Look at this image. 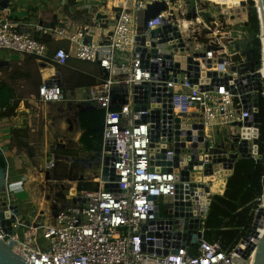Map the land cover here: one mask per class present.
<instances>
[{
  "label": "built area",
  "instance_id": "2783aa9c",
  "mask_svg": "<svg viewBox=\"0 0 264 264\" xmlns=\"http://www.w3.org/2000/svg\"><path fill=\"white\" fill-rule=\"evenodd\" d=\"M207 3L106 0L99 12L105 19L92 18L102 31L95 43L88 41L82 27L73 33L35 25L39 37H34L21 32L11 19L10 4L0 8V52L30 56L43 65L42 70L49 65L65 67L71 58L97 65L101 73L89 89V100L104 113L97 189H74L73 196H65L66 203L58 204L50 221L24 222L17 214L9 232L0 226V239L13 254L29 264H241L256 250L264 237V221L253 223L264 208L260 204L252 212L250 229L227 249L219 240L204 238L211 200L205 216H192L198 219L196 224L184 226V219L174 216L179 184L205 186L209 192L201 190L198 195L206 200L215 195L210 189L216 174L224 180L232 174L235 160L228 161L229 155L255 162L254 151L260 155L261 63L245 70L246 58L227 50L228 26L223 31L219 21L206 25L193 19ZM156 5L164 9L147 18L148 8ZM105 23L107 29H102ZM158 29L159 34H150ZM43 36L66 41L67 49L50 54L40 41ZM37 98L44 105L65 101L61 85L54 83L41 84ZM19 108L23 110V105ZM222 130L227 133L224 138ZM154 131L156 141L151 139ZM213 150L220 153L210 154ZM153 154L165 158L152 159ZM48 155L45 165L51 169L54 151ZM214 159L227 161L218 167L212 164ZM209 164L212 174L206 175ZM105 169L117 179L104 181ZM184 172L188 182H180ZM205 177L212 178L206 182ZM4 192L0 211L9 212L12 203ZM202 207L199 198L195 212ZM193 233L195 243L189 246Z\"/></svg>",
  "mask_w": 264,
  "mask_h": 264
},
{
  "label": "rangeland",
  "instance_id": "374dc122",
  "mask_svg": "<svg viewBox=\"0 0 264 264\" xmlns=\"http://www.w3.org/2000/svg\"><path fill=\"white\" fill-rule=\"evenodd\" d=\"M237 1H240V4L244 2L245 6L242 7L240 4L237 6ZM246 1L213 0L212 3L202 5L193 19L199 18L201 23L206 25L209 21H219L224 26L223 31L226 30L225 26H228L227 30L231 31L228 52H238L243 55L247 61L245 70H251L255 64L250 42L251 35L244 27L249 11ZM87 2L88 0H84L80 6H84ZM78 19L87 24L91 21L81 17ZM199 28L203 30L202 25ZM188 43L190 44L191 41ZM82 71L83 75L94 79L97 77L85 68ZM59 73L65 79L64 85L70 82L69 71L62 70ZM44 74H47V71ZM38 78L41 80L38 70L31 69L23 76V73L12 65L0 64V81L7 82L14 89V100L18 101V106L20 102H23V108L26 110L19 113L20 118H23L21 128L31 129L29 146L33 156L29 157L24 151L16 150L12 144H8L9 150H14L13 154L16 157L7 158L9 173L7 171L6 181L0 190V201L3 198V192L7 190L12 205L17 206L19 219L24 222L35 218L37 222L50 221L58 204L66 203L65 196L69 194V190L76 189L77 182L95 184L101 169L100 152L87 153L78 142L80 129L77 114L92 104L89 100V87L69 90V92L73 91L74 95L79 97L78 99L66 97V101L62 103L44 105L36 96ZM226 130L221 131L223 138L227 134ZM57 144L62 145L59 149H63L64 152L73 151L75 155L65 156L55 152ZM52 150L55 159L54 167L47 169L45 164L49 158L48 152ZM260 206H264L262 198Z\"/></svg>",
  "mask_w": 264,
  "mask_h": 264
},
{
  "label": "trees",
  "instance_id": "16d2710c",
  "mask_svg": "<svg viewBox=\"0 0 264 264\" xmlns=\"http://www.w3.org/2000/svg\"><path fill=\"white\" fill-rule=\"evenodd\" d=\"M246 6L249 8L247 22L244 27L251 35V46L253 61L260 63V42H259V22L254 0H247ZM49 37L43 36L40 41L49 45ZM49 47V46H48ZM58 49V48H57ZM54 51H50L53 54ZM63 49H67L64 47ZM34 59V58H33ZM35 61V59H34ZM69 61V60H68ZM69 63V62H67ZM59 71H68L67 68H56ZM92 81L91 85H94ZM38 78L36 96L41 85ZM82 86V85H81ZM63 87V85H61ZM70 87V86H68ZM80 87V86H76ZM72 88V87H71ZM15 91L5 81H0V119L11 118L16 114L18 101L14 100ZM259 137L258 153L262 157V163H256L253 159H237L234 162L232 174L226 179L225 188L221 196L212 197L208 214L204 221V238L207 241L219 240L224 249L232 247L238 239L245 235L251 227L253 220L252 212L260 204L262 196L261 180L264 176V99L258 100ZM103 111L99 109H89L77 114L80 136L78 142L87 153H99L102 144ZM31 129L13 128L9 133V143L16 150H22L32 157L33 151L29 146V136ZM55 152H60L65 156H74L75 152L55 148ZM0 168L8 171L7 158L0 152ZM77 191H93L97 189V184L92 182H77Z\"/></svg>",
  "mask_w": 264,
  "mask_h": 264
},
{
  "label": "crops",
  "instance_id": "0c3cea01",
  "mask_svg": "<svg viewBox=\"0 0 264 264\" xmlns=\"http://www.w3.org/2000/svg\"><path fill=\"white\" fill-rule=\"evenodd\" d=\"M83 1L84 0H13V3H10L9 6L11 13L10 17L18 24V28L21 32L30 33L34 37H39V34L34 31L35 25L41 26L44 29H63L73 33L76 32L78 28L82 27L88 33V41L95 43L99 40L102 31L92 21V18L95 17L94 15L99 14L102 9L101 6L106 0H88L84 6H80L83 4ZM79 17L83 18L84 20L89 19V21L91 19V21L89 24H87L81 19H78ZM66 45L67 42L64 40L51 39L49 41V45L47 46H49L48 48L51 51H54L57 48H64ZM68 62L69 63H67L65 67L49 65L51 67L45 66V68L42 70L43 65L34 61V59L30 56H19L6 52H0V64L8 63L12 65V67L18 71H21L23 76L24 74H28L29 70L33 69L40 72L42 84H44L46 81H60V85H63L61 88L64 92L65 101L66 97H74L78 99L79 97L75 96L73 91L69 92V90H72L73 88L87 87L90 89L92 81H96L101 73L100 69L95 64L77 61L73 58L69 59ZM56 68H67L71 74L70 82L68 81L69 83L64 85L65 79L60 76V73ZM84 68L89 70L88 72H92L93 74L97 75V77L94 79L87 75H83L84 73L82 70H84ZM45 71H47V74H44ZM91 103L92 104L89 105V108H85L79 112L89 109H96V105L93 102ZM22 105L23 102H20L18 110L16 111L17 114H15L13 117L0 119V152H2L6 158L16 157L13 154L14 150L10 151L8 148V136L11 129L22 127L23 118H20L19 113L26 112L24 108L23 110H20L19 107ZM224 185L222 191H224ZM222 194L223 192L221 194L215 195L221 196Z\"/></svg>",
  "mask_w": 264,
  "mask_h": 264
},
{
  "label": "water",
  "instance_id": "95a60500",
  "mask_svg": "<svg viewBox=\"0 0 264 264\" xmlns=\"http://www.w3.org/2000/svg\"><path fill=\"white\" fill-rule=\"evenodd\" d=\"M11 0H0V8L5 9L8 7V5L10 4ZM242 7L245 6L244 2H241L240 4ZM163 6L161 5H156L153 7L148 8V17H155L161 10H163ZM96 18L98 20H103L105 19V16L102 14H97ZM257 19L259 21V18L257 16ZM102 29H107V25L106 23L104 25L101 26ZM160 33V30H155L153 32H151L150 34L152 36L157 35ZM255 67L258 65L257 62H254ZM156 67V66H155ZM154 68V66H153ZM156 69V68H155ZM57 84L60 85V81H46L44 82L45 85H50V84ZM255 120L257 121V115L255 116ZM178 123V121H176ZM198 128L200 130H202V126H198ZM158 138V134L157 131H154L153 134H151V139L152 141H156ZM170 141V140H168ZM199 142H202V138H199ZM254 144H257V140L254 141ZM182 147H184V145H181ZM62 147V145L57 144L56 148H60ZM195 147V145H194ZM205 147H207V145L205 144ZM232 148V147H231ZM157 150V149H156ZM241 151V150H240ZM178 152V150H176V153ZM194 152V151H193ZM226 151H224L223 153H225ZM161 153H164V150H162ZM220 152L218 150H213L210 151V154H219ZM254 154L256 155L255 159L256 162L260 163L262 162V157L261 155L257 154V151H254ZM229 160L231 163L234 162V160L237 159V156L235 154H231L229 155ZM152 159H159V158H165L164 155H160V154H153L151 155ZM248 158V157H247ZM174 161V167H177V158L175 157L173 159ZM227 160H223V159H214L212 161V164H218V167H221V164L223 162H226ZM212 164H209L205 167V174L206 175H211L212 174ZM104 165L107 166L108 165V158H105L104 161ZM225 167V165H224ZM191 169V168H190ZM154 171L156 172H170V169H155ZM6 176V171H4L3 169L0 168V190L3 187V183H4V179ZM116 178L114 172H110L108 173V171L105 169L104 173H103V180H109V181H114ZM188 173L184 172L182 173V176L180 178V182H188ZM264 176L261 180V184H262V200L264 202ZM178 188V193L177 196L175 197L176 200H178L179 202H174V209H175V214L174 216L180 219H184V226H189L191 223H198V219L197 218H192V216L198 217V216H205L206 215V210L207 207L209 205V202L211 200L212 196H208V198L206 200L203 199L202 195H198V193L201 192V190H203L205 193H208L209 190L208 188H206L203 185H197V184H179L177 186ZM201 200V204H203L202 207V211L200 213L195 212V207L198 204V200ZM182 200H185L186 202H182ZM73 203H75V200H72ZM194 211V212H193ZM18 214V210H17V206L12 205L9 208V212H3L0 211V226H6L7 228L10 226V223L14 221L15 216ZM6 219V220H5ZM264 221V208H262L260 210V213L257 215V217H255L254 219V225H261V223ZM7 228H5L7 230ZM9 228H8V232H9ZM195 238H196V233H193L191 235V238L188 241L189 246H192L195 243ZM251 250H249L247 252V256L249 255V252ZM247 256H245V258H247ZM0 264H29L27 263L25 260H23L22 258L16 256L15 254H13L10 249L1 241L0 239ZM247 264H264V237L262 238V240L260 241L259 245L256 248L255 254L253 255V257L249 260V262Z\"/></svg>",
  "mask_w": 264,
  "mask_h": 264
},
{
  "label": "bare ground",
  "instance_id": "6f19581e",
  "mask_svg": "<svg viewBox=\"0 0 264 264\" xmlns=\"http://www.w3.org/2000/svg\"><path fill=\"white\" fill-rule=\"evenodd\" d=\"M208 2H211L213 0H207ZM240 4V1L236 2V5L238 6ZM254 8L256 10L257 16L259 18V42H260V68H259V75L261 79L264 81V0H254ZM184 25L186 26V22H184ZM212 177H205L204 181H210ZM216 181L213 182V185L210 189V191L213 194H221L223 191V185L225 183V180L222 175L216 174V177L214 178ZM225 186V185H224ZM264 186V183H263ZM75 193L74 189L69 190V195L73 196ZM256 251V250H255ZM255 251L251 252L249 257L245 260V262L241 264H247L249 260L253 257L255 254Z\"/></svg>",
  "mask_w": 264,
  "mask_h": 264
}]
</instances>
